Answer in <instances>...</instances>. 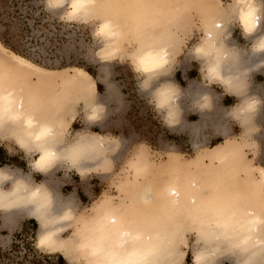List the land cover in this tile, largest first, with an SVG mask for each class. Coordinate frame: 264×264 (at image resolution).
<instances>
[{
	"label": "rangeland",
	"instance_id": "1",
	"mask_svg": "<svg viewBox=\"0 0 264 264\" xmlns=\"http://www.w3.org/2000/svg\"><path fill=\"white\" fill-rule=\"evenodd\" d=\"M107 1L111 3L112 0ZM119 1L121 9L117 14L122 18L129 14V0ZM157 3L165 7L168 4L162 0ZM230 3L231 0H177L175 11H179L181 4L186 8L174 21L164 23L160 19L159 25L144 24L142 28V21L134 15L136 29H132V36L161 32L165 27H170L176 34L172 48L175 55L166 71L168 74L160 76L148 90H141L139 85L143 77H138L127 60L137 46V39L131 40V35L121 44V55L107 56L104 40H93L91 36L100 19L96 15H85L82 19L89 21L86 24H66L58 20L59 12L50 14L44 11L43 0H0L1 45L46 70L47 75L43 77L32 71L25 73L29 86H38L41 95L39 100L44 102L39 106L41 111L51 117H55L58 112L63 114L61 125L65 129L66 142L75 139L77 133H90L103 137L105 143L114 147V150L109 151L111 161L107 162L106 167L89 170L82 176L63 164L50 176V181L56 183V192L62 198H71L77 205L78 213L73 225L64 232V238L71 237L75 230L84 229L96 203L101 206L97 205L98 210L108 204L124 209V215L132 222L140 218L152 221L154 217L160 216L166 219L165 209L154 210L156 208L143 201L137 203L136 192L144 193L149 186L152 194L156 195L174 174L175 166L179 165L183 171L188 166L192 171L194 167L190 163L200 160L210 149L229 140L239 146L241 144L242 156L246 161L241 164L250 163L247 168L250 165L253 169L250 168L248 177L260 181L257 167L264 169V69L254 71L249 76L248 87L260 97L263 107L255 119L254 127L244 130L232 116V109L239 103V98L204 78L201 72L204 60L197 61L191 51L203 37L202 24L206 20L204 10L213 4H216L214 21H222L230 28L227 40L231 49L250 50L253 41L245 38L234 23ZM122 5H126L123 10ZM261 6L264 7V0ZM124 20L127 21L126 25L130 23L127 17ZM77 70H82L85 78L79 76ZM52 72L55 73L53 76ZM166 81L177 85L182 92L180 114L177 124L173 126L165 124L148 103L153 89ZM149 83L144 84V87L147 88ZM97 84L100 90H97ZM205 92L211 96V105L202 109L199 95ZM92 99H97L102 105H99L98 118H94L96 121L89 122L85 117L88 109L84 105L91 104ZM0 135V167L29 174L32 185L43 181L45 177L30 166L35 154L26 153L16 143ZM138 156L145 157L151 166L144 174L138 173L135 167ZM203 160V168L210 166L207 158ZM246 170L236 176L243 182L239 184V189L250 194L251 190L245 184L248 178ZM222 176L226 177L227 172ZM8 187L10 185L5 184V188ZM33 220L21 216L12 229L2 227L0 221V264H36L35 260L42 264H47V261L56 264L60 256L64 258V264H87L82 254L70 259L57 249L38 250L35 244L39 226ZM194 242L195 236L189 232L185 234V239L179 241L182 257L176 264H194ZM220 264L235 262L232 257L224 256Z\"/></svg>",
	"mask_w": 264,
	"mask_h": 264
},
{
	"label": "bare ground",
	"instance_id": "2",
	"mask_svg": "<svg viewBox=\"0 0 264 264\" xmlns=\"http://www.w3.org/2000/svg\"><path fill=\"white\" fill-rule=\"evenodd\" d=\"M112 1L110 3L107 0L102 2L89 0L84 13V16L88 15L87 17L96 15L100 18L99 23L109 22V31L115 33L114 40L104 41L107 46L106 55L112 57L121 55L123 53L121 44L131 35V40L137 39L135 41L137 46L130 52V56L137 49L148 47L167 50L170 63L162 70L166 72L175 55L172 48L176 34L170 27H165L161 32L132 36V29H136L134 15L142 21L141 28L144 24L156 26L161 20L164 23L168 20L174 21L186 8L185 3L179 6V11H175L178 6L175 5L177 0L174 2L162 0L168 3L166 7L162 3L159 5L158 0L157 2L129 0L128 3L127 0L129 14L125 17L130 23L126 25L127 19L124 20L125 17L120 18V14H117L121 9L120 1ZM259 2L261 4L262 0ZM124 8L126 5H122V10ZM215 9L216 4H213L204 10L206 20L202 24V31L203 35L206 33V38L203 40L201 53L205 57L215 54V63L213 64L210 59L205 65V68L210 69L205 78L209 82L223 84L224 87L219 85L228 93H233L230 95L239 98L236 108L234 106L232 109V116L240 122L244 130H250L254 127L255 119L263 106L260 97L252 93L248 87L249 76L254 71L264 69V52L254 53L251 47L249 51L231 49V44L227 40L230 28L222 21H214ZM232 15L235 17L233 7ZM223 34L226 36L225 39ZM262 35H264V27L261 24L260 29L247 39L254 43ZM201 40L202 37L195 45ZM236 53L238 59L233 61ZM29 71L42 77L47 75L46 70L9 52L0 43V98H2L0 99V134L13 143L18 141L25 148L26 153H34V160L38 156L36 152H41L42 155L35 167L41 169L43 172L38 173L45 177L40 183L32 185L29 174L0 167V170L10 177L5 181L9 177L0 173V191H4L0 192V207L6 209L0 210L2 226L14 227L21 216L30 217L39 226L37 237L49 232V235L44 237L40 249L46 251L57 249L66 253L70 259L82 254L87 259V264H176L182 257L179 241L185 239V234L188 232L195 236L192 254L196 264H220L224 256L232 257L235 264H264V169L257 167L260 181L249 178V171L253 168L250 165L247 168L250 163L241 164L246 162L242 156L241 144L239 146L231 140L210 149L207 155L201 156L200 160L190 163L194 167V169L191 167L192 171L188 166L184 171L179 165L175 166L174 174L156 195L152 194L149 186L144 193L136 192L137 203L143 201L156 208L154 210L165 209L166 219L165 216H160L156 219L154 217V220L150 218L152 221L140 218L136 220L137 222H132L133 220L124 215V209L108 204L102 205L98 210V206H101L96 203L91 209L89 221L84 229L75 230L71 237L64 238L66 236L64 232L73 225L78 213L77 205L71 198H62L56 192V183L50 181V176L63 164L82 176L89 170L106 167L107 162L111 161L109 151L114 150V147L105 143V139L101 136L90 133L80 134L81 142L90 145L95 155L90 159L82 160L76 168L71 167L67 162L71 161L76 165L82 154V148L77 146L63 151L74 139L66 142L65 129L61 125L62 113L58 112L55 117H51L41 111L39 106L44 102L39 100L41 95L38 86H29L28 78L25 77ZM76 73L85 78L82 70H77ZM51 74L53 76L55 73ZM160 74V72L154 73V75ZM150 79L151 77L149 81H145V84L150 82ZM172 93L178 95V99L176 105L171 106L169 123L177 124L182 92L180 89L179 91L174 89ZM199 97L202 99L201 108H209L210 94L205 92ZM92 100L91 104H85L84 107L88 109L86 115H91L94 119L98 118L99 105L102 104H99L97 99ZM27 116H31L41 124L51 126L53 134L41 143L34 144L22 122V118ZM0 137L2 138L1 135ZM53 149L59 153L54 152ZM138 157L135 167L138 173L144 174L151 166L145 157ZM204 157L210 163L206 168L202 165ZM245 170L248 177L245 184L251 190L250 194L239 189V184L243 182L238 180V175L236 176L237 173ZM224 172H227L226 177L222 176ZM18 180H23L27 185ZM5 184H9L10 187L5 188ZM33 188L36 191H32ZM47 190L51 193L52 204ZM26 191L31 193L29 197L23 195ZM27 203H35L37 207L25 205Z\"/></svg>",
	"mask_w": 264,
	"mask_h": 264
},
{
	"label": "clouds",
	"instance_id": "3",
	"mask_svg": "<svg viewBox=\"0 0 264 264\" xmlns=\"http://www.w3.org/2000/svg\"><path fill=\"white\" fill-rule=\"evenodd\" d=\"M88 3H89V0H43V8H44V11L50 14L59 12L60 14L58 16V20L61 23H66V24L85 23L86 24V23H89V21L82 19V17L84 16ZM230 5L234 8V15H235L234 23H236L239 26V28L241 29V33L245 38L256 33L260 29L261 24L264 23V7L261 6L259 0H231ZM91 36L93 40L109 41V40L115 39V33L112 31H109V22L107 21H103V22L96 24L94 30L91 32ZM205 38H206V33H204L201 42L195 45L191 50L193 57L197 61H200V60L205 61V63L201 67V72L204 78L209 74V71H210L209 68H205V65L209 63L210 59L213 61V64L215 63V54H212L209 57H205L201 53L203 40ZM251 50L254 53L264 52V35L260 36L256 41H254V43L251 46ZM237 59H238V53H236L235 60L233 61H236ZM127 60L130 62L133 71L138 75V77H143L139 85L141 90H148L151 87L152 83L156 81L157 79H159L161 75L168 74V72L162 71L164 68L168 67L170 63L169 54L167 50L164 48L148 47V48H143V49H137V51L132 56H130ZM221 65L222 63L220 64V69H219L220 74H221ZM157 72H160L161 74L154 75V73H157ZM150 77L151 79H150L149 86L145 88L144 87L145 81H149ZM221 85L224 87L223 84ZM174 89L179 91L178 86L172 82L166 81L164 83H161L154 91H152L151 97L148 101V103L151 106H153L157 115H160L163 122L167 124L168 126H173L176 124V123L175 124L169 123V115H170L171 106L176 105V102L178 99V95H174L172 93V90ZM229 94H233V93H229ZM234 108H236V106ZM86 119L89 122L96 121L92 118L91 115H86ZM22 122L24 123V126L28 129L30 133L31 141L34 144L41 143L42 141L48 139L53 134V129L51 128V126L46 125V124H41L35 121L31 116L23 117ZM80 134L81 133H77L74 141L70 143L63 150V151H66L70 148H74L77 146L82 148V154L79 157L76 165H73L71 161L67 162L73 168H76L77 165L82 160L90 159L92 156L95 155V153L91 151L90 145L83 144L81 142ZM16 143L22 150H25V148L18 141ZM53 151L56 153H59L55 149H53ZM36 153L38 154L37 159H35L31 163L30 166L34 171L43 172L41 169L35 167V164L40 160V157L42 155V153L39 151H37ZM0 173H2L5 176H8L3 170H0ZM9 179L10 177L6 179L5 181ZM18 181H23V180H18ZM43 187L45 188L44 185ZM13 190H14V186H13L12 191ZM32 191H36V189L33 188ZM0 192H4V191H0ZM48 193L51 198V204H52L51 193L49 191ZM23 195L25 197H29L31 193L26 191L23 193ZM25 205H35L37 207L35 203H27ZM0 210H6V209L3 207H0ZM51 232H55V231H51ZM47 235H49V232H45L43 233V235L42 234L38 235L36 244H35V247L38 250L41 247L44 237ZM194 264H196L195 257H194Z\"/></svg>",
	"mask_w": 264,
	"mask_h": 264
},
{
	"label": "trees",
	"instance_id": "4",
	"mask_svg": "<svg viewBox=\"0 0 264 264\" xmlns=\"http://www.w3.org/2000/svg\"><path fill=\"white\" fill-rule=\"evenodd\" d=\"M5 35H6V33H5ZM92 77H93V74L92 73H90L89 71H87ZM97 86V90H100V86L97 84L96 85ZM225 100H226V98H225ZM34 221V220H33ZM35 222V221H34ZM13 248H15V245L13 244ZM34 263H36V264H42L41 262H39V261H36L35 260V262ZM47 264H51L49 261H47L46 262ZM56 264H64V258L62 257V256H60L58 259H57V262H56Z\"/></svg>",
	"mask_w": 264,
	"mask_h": 264
},
{
	"label": "crops",
	"instance_id": "5",
	"mask_svg": "<svg viewBox=\"0 0 264 264\" xmlns=\"http://www.w3.org/2000/svg\"><path fill=\"white\" fill-rule=\"evenodd\" d=\"M223 99H225V98H223ZM0 221H1V218H0ZM18 222V221H17ZM16 225V224H15ZM1 226H2V222H1ZM2 227H5V226H2ZM5 228H10V229H12L13 228V226H11V227H9V226H6Z\"/></svg>",
	"mask_w": 264,
	"mask_h": 264
}]
</instances>
